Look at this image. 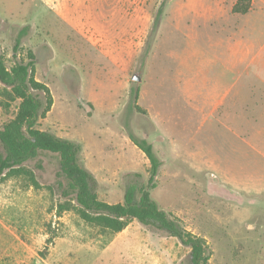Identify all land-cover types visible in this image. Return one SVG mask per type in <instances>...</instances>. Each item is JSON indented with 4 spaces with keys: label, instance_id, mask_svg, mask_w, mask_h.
<instances>
[{
    "label": "rangeland",
    "instance_id": "374dc122",
    "mask_svg": "<svg viewBox=\"0 0 264 264\" xmlns=\"http://www.w3.org/2000/svg\"><path fill=\"white\" fill-rule=\"evenodd\" d=\"M132 1L148 16V29L112 38L82 35L58 15L57 0H0V54L13 63L27 26L24 53L35 52L36 77L54 97L39 127L80 144L79 162L94 175L100 199L122 202L129 186L147 184L150 161L131 136L146 139L162 161L151 196L207 239L208 264H264V202L237 192L233 181L264 177V156L248 146L264 150V101L257 99L264 89V0H252L246 14L233 12L237 0ZM212 87L231 88L234 100L220 107L196 97ZM4 90L0 83V126L19 105ZM227 110L234 131L221 119ZM237 113L244 130L239 121L237 131ZM59 171V156L41 152L19 171L0 174V237L21 238L22 257L47 258L65 238L84 248L71 250L79 264H189V247L138 220L122 234L85 221L74 196H63ZM227 173L230 182L222 178ZM229 183L243 196H228ZM64 203L72 208L60 210Z\"/></svg>",
    "mask_w": 264,
    "mask_h": 264
},
{
    "label": "trees",
    "instance_id": "16d2710c",
    "mask_svg": "<svg viewBox=\"0 0 264 264\" xmlns=\"http://www.w3.org/2000/svg\"><path fill=\"white\" fill-rule=\"evenodd\" d=\"M252 3V0H237L233 12L246 14L251 10ZM27 32L26 26L16 38L11 65L0 54V83L5 86L4 92L11 100H19L15 116L0 126V143L3 147V152H0V174L19 171L24 162L36 158L41 152L56 153L60 160L59 187L64 197L74 196L76 206L73 209L85 221L120 232L132 221L138 220L152 230L178 238L184 246L189 247V264H208L212 250L207 239L188 230L179 217L162 209L151 196V191L158 185L157 176L162 165L151 143L131 136L150 161L147 184H132L127 188L122 202L110 203L99 198L94 175L80 164V144L39 127L40 120L51 111L54 97L50 87L36 77L35 52L29 49L24 53L22 38ZM33 90L44 93V98L34 94ZM135 95L137 100L138 89ZM135 108L144 112L137 103ZM68 208L72 207L64 203L59 209Z\"/></svg>",
    "mask_w": 264,
    "mask_h": 264
},
{
    "label": "crops",
    "instance_id": "0c3cea01",
    "mask_svg": "<svg viewBox=\"0 0 264 264\" xmlns=\"http://www.w3.org/2000/svg\"><path fill=\"white\" fill-rule=\"evenodd\" d=\"M57 1H58L57 3L58 8L61 9L60 13L58 11V15L70 26L78 30L82 35L97 33L112 38L127 37V36L132 37L134 34H138V33H142L143 31H146L149 27L148 16L143 17L142 10H139L138 8H134L132 0H63V1L57 0ZM63 11H65V13ZM211 89H213V91L208 93H202V92L197 93L196 97L214 98L216 100H219L220 107L225 106V101L234 100L233 98H231L232 96L231 88L227 87V89L222 91L221 93H215L213 87ZM215 90H217V87ZM260 90L261 91L259 92L257 99L264 101V89L261 85H260ZM241 99L242 97L240 98V100ZM226 106H228L226 107L228 109L229 104L226 103ZM240 115L241 114L238 113L236 114V116H240ZM221 119L226 126L232 129L231 131H234V128H232V126L231 127L229 126L230 114L228 113V110L225 113L223 112L221 113ZM241 120H242V115L241 118L238 119L237 121V131L239 126V121H240L241 129H243L244 127L243 122ZM262 130H264V127H262ZM240 138L242 139V136ZM245 143L246 142L243 141V144ZM243 144L238 143V149ZM248 146L252 147L255 151L260 153L261 156H264V150L259 145L252 146V144L248 143ZM242 150L239 151L240 153L242 152V155H244V152ZM208 164L211 165V162H209ZM223 169L224 172H227L225 168ZM222 178L229 182L232 179L229 173L224 175V177ZM233 181L236 185L237 192L243 189L244 191L243 193H245V195L253 194L252 196L255 197L258 196L259 198L262 199V202H264V177H260L259 179H252V180L245 179L244 181L237 178L236 180L233 179ZM228 185H229L227 188L228 196L231 195H237L238 197L243 196L241 193H235L231 188L232 185H230V183ZM229 188L232 191H230ZM244 202L246 203L247 200H244ZM130 224L124 230L120 231L118 234H122L130 226ZM114 238L115 236L110 240V242H108L107 246L111 244ZM155 238H156L155 240L158 241L160 240L158 236ZM20 240L21 238L18 237H13V238H6L3 236L0 237V264H37V263L38 264H79L81 263L80 262L81 259L71 257V250H74L75 248L83 250L84 248L76 247L75 243L73 242L70 243L65 238L56 239V241L50 248L51 251L49 256L39 261H32L27 257H22L20 253L21 244L22 243L26 244V243L21 242L22 240L21 241ZM92 242H94V240ZM92 249L93 248H91L90 250ZM97 250H100V248ZM94 251H96L95 248ZM160 264H164V263L162 262Z\"/></svg>",
    "mask_w": 264,
    "mask_h": 264
}]
</instances>
